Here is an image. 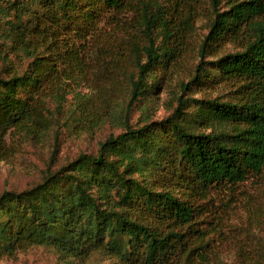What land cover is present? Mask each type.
Returning <instances> with one entry per match:
<instances>
[{"label":"trees","instance_id":"obj_1","mask_svg":"<svg viewBox=\"0 0 264 264\" xmlns=\"http://www.w3.org/2000/svg\"><path fill=\"white\" fill-rule=\"evenodd\" d=\"M188 1L0 0V162L13 134L41 141L68 96L80 132L122 128L95 154L0 194V260L41 247L66 264H223V208L264 172V0H210L191 79L171 114L151 121L189 55L200 11ZM226 45L237 50L219 54ZM190 85L216 95L185 98ZM236 257L264 264L259 250Z\"/></svg>","mask_w":264,"mask_h":264},{"label":"rangeland","instance_id":"obj_2","mask_svg":"<svg viewBox=\"0 0 264 264\" xmlns=\"http://www.w3.org/2000/svg\"><path fill=\"white\" fill-rule=\"evenodd\" d=\"M224 2L225 0H221L220 8L224 6ZM188 6L200 11L193 22L189 55L183 66L175 68L158 91L157 100L148 113L151 121L166 119L176 107L175 98L182 95L180 83H188L191 79L193 69L198 62V47L209 31L212 19L210 0H189ZM236 50L233 45H226L220 49L219 54ZM1 67L0 62V75ZM198 91V88L190 85V89L183 95L185 98L194 99L216 95V93L204 94ZM69 101L68 96L64 111L57 115V122L41 141L36 143L25 140L17 133L8 140L12 152L5 161L0 162V194L5 191L19 192L38 183L47 169L54 171L79 154H95L100 143L109 135L115 136L122 131L117 122L107 120L97 128L80 132ZM125 104L126 100L119 101L115 109L121 117L123 115L121 110ZM142 110L141 105L134 106L129 112L128 121H136ZM233 194L236 198L223 208L227 211L226 223L223 226V233H227V236L223 235V238L226 237L225 242L223 241L224 245L219 244L216 249L223 264H240L236 254L241 249L244 251L248 249L251 252L259 250V253L260 251L264 253V172L246 181L235 189ZM222 197L228 202L227 193L222 194ZM231 235L237 240L229 242L227 237ZM93 261L87 264H92ZM66 262L67 260L52 250L41 247H33L17 253L14 257L0 260V264H66Z\"/></svg>","mask_w":264,"mask_h":264}]
</instances>
